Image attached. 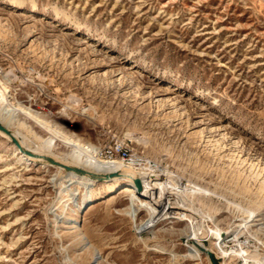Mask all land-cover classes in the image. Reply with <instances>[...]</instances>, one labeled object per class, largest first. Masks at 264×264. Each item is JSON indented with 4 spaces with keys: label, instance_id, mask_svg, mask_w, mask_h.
Listing matches in <instances>:
<instances>
[{
    "label": "rangeland",
    "instance_id": "rangeland-1",
    "mask_svg": "<svg viewBox=\"0 0 264 264\" xmlns=\"http://www.w3.org/2000/svg\"><path fill=\"white\" fill-rule=\"evenodd\" d=\"M11 1L0 0V78L15 101L103 155L124 146L174 174L173 188L213 191L199 198L212 228L240 222L228 200L248 206L264 177V0ZM20 156L0 135V264H212L189 255L194 213L139 233L148 213L131 217L126 188H103L79 209L85 187L60 188L56 168ZM237 157L261 172L251 191ZM257 214L241 240L264 241V206Z\"/></svg>",
    "mask_w": 264,
    "mask_h": 264
},
{
    "label": "bare ground",
    "instance_id": "bare-ground-1",
    "mask_svg": "<svg viewBox=\"0 0 264 264\" xmlns=\"http://www.w3.org/2000/svg\"><path fill=\"white\" fill-rule=\"evenodd\" d=\"M22 5L21 0L11 1L12 8H19ZM6 76L12 77V73L8 72ZM27 120L30 124L27 123ZM0 124L10 132L7 133L0 128V135L6 137L15 145L21 153V160L28 161L30 159L56 168L59 175L55 182L59 184L60 188L67 187V184L76 186V188H86L83 204L79 209L95 199L103 188L124 187L131 200V217L136 220L141 208H144L148 213V218L142 222L141 228L137 229L139 233L147 228L157 226L164 219L190 221L188 213L190 212L196 215L197 220L192 224V228L190 227V233L185 234L191 240L186 245L188 246L189 255L202 259V256H207V252L210 251L223 259L221 264H236L237 257L243 259L244 263L242 264H264V241L257 238L258 235L256 234L254 236L256 240L250 236L254 240L253 243L250 240L245 242L239 237V234L247 230L246 228L250 226L249 223L258 216L257 211L264 206V177L259 180L260 185L253 195L256 200H248V206L228 200L231 206L242 213V217L239 219L240 222L235 224L230 231L223 232L220 228H212L206 222L208 219L212 221V217L203 211L202 206H204V203L199 199L204 195H211L213 191L210 192L190 182L188 184L178 183L173 188L171 183H176V176L166 170L162 169V172L159 173L149 162H140V159L135 157L127 162L120 156L109 157L103 155L100 147L48 119L42 111L32 109L24 101H15L10 95L9 87L1 78ZM13 138L18 141L19 145ZM57 140L62 142L63 148L59 146ZM215 143L219 146L217 142ZM217 148L220 149V146ZM236 160V179H238L237 181H243V189L251 191L252 188L248 185L250 178L257 181L261 172L258 171L256 163L251 162L249 164L250 174H247L239 168L247 160L238 157ZM65 166L70 168H65ZM136 180L139 181V185ZM72 189L73 187H71ZM73 194V191L69 193L71 196ZM71 196L67 200L71 199ZM196 199L201 203L200 207L194 204ZM62 214L66 217L67 211L63 210ZM200 218H204V220ZM78 220L79 213L73 218V229L77 228L76 223ZM215 225L217 224L215 223ZM225 233L234 235L231 239L234 245L230 248L227 247V242L230 239L224 236ZM83 234L82 231L78 233L77 240L79 243L83 242ZM208 237L212 239V247L206 244L205 240ZM261 237L263 238V236ZM140 239L143 241L142 236H140ZM94 254H97V252H94ZM92 258L94 260L91 264L99 259L95 255Z\"/></svg>",
    "mask_w": 264,
    "mask_h": 264
},
{
    "label": "built area",
    "instance_id": "built-area-1",
    "mask_svg": "<svg viewBox=\"0 0 264 264\" xmlns=\"http://www.w3.org/2000/svg\"><path fill=\"white\" fill-rule=\"evenodd\" d=\"M116 155L120 156L123 160H125L127 162H129V161H131L133 159V157L131 156V153L129 152V150L127 148H125L124 146H119L117 148H113L112 147V148H110L108 150V155L107 156L114 157ZM230 241H231V239H230ZM230 241L228 240V242H230ZM228 246L229 245H227V247Z\"/></svg>",
    "mask_w": 264,
    "mask_h": 264
},
{
    "label": "water",
    "instance_id": "water-1",
    "mask_svg": "<svg viewBox=\"0 0 264 264\" xmlns=\"http://www.w3.org/2000/svg\"><path fill=\"white\" fill-rule=\"evenodd\" d=\"M0 128H1L2 130L6 131L7 133H10V132H9V131H8L3 125H1V124H0ZM13 140L17 143V145H19V144H18V141H17L15 138H13ZM54 163H56V162H54ZM65 168H70V167H69V166H65ZM77 170H79V169H77ZM136 182H137V184L139 185V181L136 180ZM207 253H208V256H209L210 259H211L212 264H218L217 261H216V259H215L214 256H213V253L210 252V251H208Z\"/></svg>",
    "mask_w": 264,
    "mask_h": 264
}]
</instances>
